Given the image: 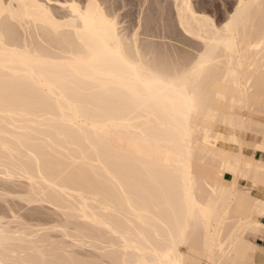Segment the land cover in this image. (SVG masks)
Segmentation results:
<instances>
[{"label":"bare ground","instance_id":"bare-ground-1","mask_svg":"<svg viewBox=\"0 0 264 264\" xmlns=\"http://www.w3.org/2000/svg\"><path fill=\"white\" fill-rule=\"evenodd\" d=\"M176 1L179 27L186 36H193L201 43L196 55L189 51L180 56L182 66L185 60L194 63L204 49V39L208 36L204 18L221 27L241 2L256 5L252 9L257 20L256 30L249 29L247 38L242 36L237 61L242 59L244 63V85L258 98L264 88V47L258 24L260 0H238L221 25H217L211 15L198 11L192 0ZM67 2L69 0H0L4 8L13 6L7 16L0 10V36L8 42V47L28 49L33 55L39 53L44 59L59 62L56 66L13 63L11 71L0 69V179L6 182L3 177L11 174L14 179L8 181L25 183V197H30L27 204L46 201L55 205L67 219L75 220V232L79 229L89 240L99 241L102 246L111 244L110 229L120 235L145 237L150 242L158 241L170 229L180 256L193 264H206L203 248L208 228L186 214L177 220L174 211L176 177L161 166L165 158L172 161V169L179 163L172 147L178 135L170 113L180 101L171 93L161 92L146 107L131 105L118 87L131 79L125 69L106 58L89 56L88 45L74 29L65 27L59 33L50 32L44 24L38 23L39 9L24 12L19 9L21 4L44 5L60 20L66 18L60 5ZM78 2L86 4L87 0ZM12 12L17 13L15 18ZM135 46L133 43L132 47ZM147 48L140 45L139 58L153 68L161 65L166 55L150 54ZM167 58L171 63V57ZM231 59L229 54V62ZM172 71H175L174 65ZM17 72L21 75H15ZM228 75L227 63L208 69L206 86L211 94L208 108L213 112L225 107L221 97L229 87L224 83ZM51 84H56L55 89H49ZM226 107L228 123L226 125L223 118L220 123L228 128L233 115L239 119L253 115L246 107H240L238 94L228 95ZM8 112L13 114L7 115ZM206 116L207 112H202L191 117L196 131L189 140L190 156L187 149L184 150L185 164L194 184L196 202L206 204L211 199L217 207L211 230L224 244L223 251L217 248V260H235L244 254L242 247H234L230 241L240 223L238 195L244 189L258 191L252 187L257 170L254 168L249 178L245 169L248 162L258 164L261 158L255 157L254 148L251 153H245L246 146L242 150V161L222 158L213 149L230 150L216 144L217 136L228 140L226 132L217 129L219 123L214 129H207L205 135L201 125L206 123ZM169 152L173 155L168 156ZM227 174L231 175L229 179L225 177ZM8 207L11 211L12 205ZM5 215L0 214V218L8 220ZM11 221L17 223L13 231L21 234L15 237L16 243L9 250L17 253L16 258H22L23 253L30 259L52 256L53 236L28 230L42 226L25 227L18 224L19 220ZM256 222L264 223V220ZM250 234L255 233H240L247 243L254 245L256 251L249 258L255 262L263 255ZM133 257L151 258L123 251L106 258H116L124 264ZM0 258H6L3 249H0Z\"/></svg>","mask_w":264,"mask_h":264},{"label":"snow or ice","instance_id":"snow-or-ice-1","mask_svg":"<svg viewBox=\"0 0 264 264\" xmlns=\"http://www.w3.org/2000/svg\"><path fill=\"white\" fill-rule=\"evenodd\" d=\"M128 0H124L126 5ZM60 7L64 10L65 19L58 20L44 5L21 4V12L25 10L39 9L38 23H42L52 33H59L62 28L68 27L74 29L77 35L83 37L84 43L88 45L89 56L94 58H106L117 66L125 69L130 80L118 85L127 96L128 102L133 106L146 107L150 105L156 96L161 93H171L179 104L175 105L170 113L178 139L173 141L172 147L175 150V156L179 162L175 169L170 168L172 161L165 158L161 166L170 171L176 177V202L174 211L179 221L182 215H187L191 219L202 221L208 228V236L205 238L204 254L207 256L206 264H255L249 257L256 251L254 245L247 243L240 235L241 232H252L258 234L264 239V223H257V220H264V90L258 98L243 83L242 70L244 68L243 60L237 61L241 55V38H247L249 29L256 30L257 20L254 18L252 9L256 7L253 4L241 2L237 5L236 11L232 12L231 17L221 27H216L211 19L204 18L205 28L208 36L204 39V49L198 54L195 62L185 60L183 66L179 57H173L169 63L167 56H164L161 65L153 68L146 65L140 57V41L145 37V33L152 25V19L146 13L141 11L139 20H132V29L125 30L126 25L121 21L124 18L125 7L120 0H87V3L78 2V0H69ZM13 8L8 5L7 8L0 6V10L7 16ZM259 30L261 34V46L264 47V0L259 3ZM15 18L17 13H11ZM191 34V33H189ZM157 39L154 34L148 32L145 42L149 43ZM135 43V48L132 47ZM231 54V62H229ZM219 58V59H218ZM13 63L42 66H56L59 62L44 59L39 53L33 55L28 49H19L8 47V42L3 36H0V69L5 72L11 71L10 66ZM227 63L229 75L225 77L224 83L228 85V90L221 97L225 107L217 108L215 112L208 108L211 94L206 86V77L208 69L214 65ZM175 71H172V67ZM235 68V70H233ZM19 76L21 73L17 72ZM34 75V73H33ZM262 76H264V67H262ZM250 83V81H249ZM49 89H55L56 84L48 86ZM231 94L235 97L239 95L241 108L253 113L252 117L244 116L243 119L232 117V123L225 137L229 140L226 147L229 151H218L219 155L229 161L237 162L243 160L242 150L245 146L254 148L261 154V160L257 164L250 161L246 165V172L249 178H252V170H257V175L253 180L252 187L258 189L259 196L253 194L249 189H244L238 195L240 207V223L233 231L230 238L234 247H242L244 254L235 260H217V248L223 251L224 244L216 239V233L211 230V224L217 214V207L213 200L209 199L206 204L197 203L194 196V184L185 164L184 150L190 156L191 147L190 138L196 131V126L192 124L191 117L199 116L202 112H207L206 123L201 125L205 129H214L221 118L227 125L228 109L227 98ZM7 103V101H5ZM233 106L236 99L232 100ZM259 111V122L255 113ZM7 115L13 113L8 112ZM255 137V139H250ZM222 137L217 136V139ZM207 144L208 141H205ZM7 150V147H6ZM173 155L172 152L167 154ZM229 170H233L229 168ZM243 174V173H241ZM4 181L14 179L9 174L3 177ZM235 188V180L233 181ZM215 191V189H213ZM2 198L8 199V192L2 194ZM30 197L20 196L17 199H28ZM55 208V205H53ZM60 211V209H57ZM15 220V213H12ZM71 218L62 226H48L38 229H31L35 233H60L62 239L51 242L52 256L45 259H30L27 253H23L22 258H16V252H9L10 248L16 243L15 237L21 234L13 231L15 224L12 221L0 218V249L6 253V258H0V264H121L116 259H108L110 254L123 251L124 253H140L142 256L151 258L126 259L124 264H193L192 261L180 256L177 251L174 234L169 232L163 235L158 241H149L145 237H135L131 234L120 235L119 232H110L111 244L101 246L99 241L89 240L88 237L79 229L72 232ZM29 239H34L30 237ZM264 255V249H259ZM205 264V262H201Z\"/></svg>","mask_w":264,"mask_h":264},{"label":"rangeland","instance_id":"rangeland-1","mask_svg":"<svg viewBox=\"0 0 264 264\" xmlns=\"http://www.w3.org/2000/svg\"><path fill=\"white\" fill-rule=\"evenodd\" d=\"M192 1L194 4V7L198 11L205 12L206 14L211 15L215 23L217 25H221L227 19L228 15L234 10L238 0H192ZM120 3L124 5L125 7L126 14L124 15V18L121 21V23L126 25V28H125L126 31L128 29L134 30L132 28V20L133 18H136V20L138 21L139 14L142 10L146 11L147 15L151 17L152 25L145 33V37L147 36V33L150 32L154 34V36L157 37V39L153 40L152 42L146 43L145 37H142L140 41V45L142 47L143 46L144 48L148 47L147 49L150 54L152 52L155 54L156 53L164 54L166 56L171 57L170 60H172V57L178 56L179 58H181L186 53H189V51H190L189 54L193 53L194 55H196L201 50L200 41L195 37L193 38V36L191 37L188 35L186 36L183 29L179 27L180 25H179V18H178L177 10H176L177 9L176 0H128L126 5L124 4V0H120ZM254 115L257 118V121H259L258 109ZM217 129L223 133L228 132L229 130L227 126L221 123L217 126ZM250 139H255V137H250ZM224 143H227L226 145H228L229 140L221 138L219 140L217 139L216 141V144L218 146L220 145V147L224 146V148H226V145H224ZM227 149H230V148H227ZM244 152L251 153L252 148H248L246 146L244 148ZM230 177L231 175L229 174L226 175L227 179H229ZM22 183L23 182H19V181L3 182L0 179V197H1L0 198V214H3V215L6 214L5 215L6 219L8 220L10 219L11 221L13 220L11 213H14L13 210L17 208V210H15V217L19 221H17L16 219L15 221H17L18 224L20 223L22 226H25V227L26 226L29 227L31 225L32 226H42V227H48L52 225L62 226L64 223H67L68 217H66V215L63 212H61V210L57 211L56 207L54 208L52 204H49L46 201H41L39 203L32 202L30 204L29 203L27 204L26 202L27 199H17V197L26 196L24 190L26 189L27 185L25 183H23L24 184L23 185ZM8 189H11V191H9ZM5 191L8 192L7 200L2 198V194ZM253 193L256 195H259L258 191L256 190H253ZM10 204L12 205V210H11L12 212L10 211L11 207H8ZM13 205H15L16 207L14 208ZM5 209L6 211H2ZM8 215H10L11 217L10 216L8 217ZM31 217H33V219H31ZM72 219L73 218H71L72 225L75 228L73 224L75 220H72ZM14 224L17 225V223H14ZM73 227L71 230L72 232H75V229ZM50 235L53 236L54 240L62 239V234L60 233H50ZM105 236H108V235H105ZM249 237L251 240H253L259 245L260 248L258 249H262L261 247L264 248V246L261 245V244H264V239H261L258 234L257 235L250 234ZM261 257H264V255ZM261 257L260 258L257 257V260H255V264H264V258L261 259Z\"/></svg>","mask_w":264,"mask_h":264},{"label":"crops","instance_id":"crops-1","mask_svg":"<svg viewBox=\"0 0 264 264\" xmlns=\"http://www.w3.org/2000/svg\"><path fill=\"white\" fill-rule=\"evenodd\" d=\"M254 155H255V157H259V158H261V154L258 152V150L255 151ZM225 177H226V176H225ZM226 179H227V178H226ZM259 244H261V243H259ZM261 245L264 246V244H261Z\"/></svg>","mask_w":264,"mask_h":264}]
</instances>
